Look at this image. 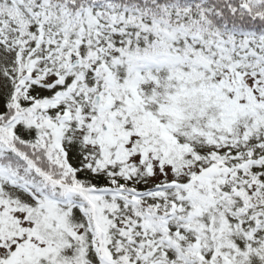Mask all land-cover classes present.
I'll use <instances>...</instances> for the list:
<instances>
[{
    "label": "snow or ice",
    "instance_id": "snow-or-ice-1",
    "mask_svg": "<svg viewBox=\"0 0 264 264\" xmlns=\"http://www.w3.org/2000/svg\"><path fill=\"white\" fill-rule=\"evenodd\" d=\"M0 264H264V0H0Z\"/></svg>",
    "mask_w": 264,
    "mask_h": 264
}]
</instances>
